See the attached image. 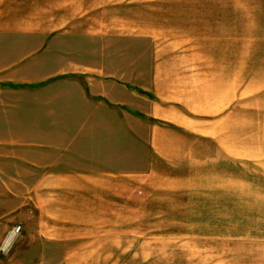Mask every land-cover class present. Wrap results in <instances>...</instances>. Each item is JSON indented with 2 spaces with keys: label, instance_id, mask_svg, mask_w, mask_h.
Instances as JSON below:
<instances>
[{
  "label": "rangeland",
  "instance_id": "374dc122",
  "mask_svg": "<svg viewBox=\"0 0 264 264\" xmlns=\"http://www.w3.org/2000/svg\"><path fill=\"white\" fill-rule=\"evenodd\" d=\"M0 118V264H264V0H0Z\"/></svg>",
  "mask_w": 264,
  "mask_h": 264
},
{
  "label": "crops",
  "instance_id": "0c3cea01",
  "mask_svg": "<svg viewBox=\"0 0 264 264\" xmlns=\"http://www.w3.org/2000/svg\"><path fill=\"white\" fill-rule=\"evenodd\" d=\"M90 89V88H89ZM235 112H237V108H236V106H235ZM219 113V112H218ZM11 115H13L12 117H14V113H12ZM229 117H231V118H234V107H232L231 108V112H229L228 113V115H227V118H229ZM36 119H37V117H36ZM6 120H8V121H10L11 123H14L15 121H14V119L13 118H6ZM226 120V119H225ZM224 120V117L219 121V123H221V122H223V121H225ZM0 121H1V118H0ZM15 124V123H14ZM13 124V125H14ZM16 127V126H15ZM40 127H45L47 130H48V126L47 125H44V126H40ZM13 128V127H12ZM44 128V129H45ZM14 136V135H13ZM58 139L56 138V139H54L53 141L54 142H58L57 141ZM52 145V144H51ZM51 145H47L46 146V148H39V147H41L40 146V143H35V142H27V141H24V142H22V141H20V142H17V141H13V142H11V143H4V144H2L1 145V143H0V161H6V162H8V164H10L11 165V162L12 163H14V162H16L17 160V156H15V154H13V152H15L16 150H17V148H18V151L20 150V148L22 149V150H24L23 149V147H25V146H30L31 148L29 149L30 151H37V152H39V151H43V152H45V153H52V152H55V153H59V152H61V151H63L62 149L63 148H61V147H59L58 145H55L54 144V146H51ZM48 146L49 147H53V148H48ZM223 144L222 145H219L217 148H218V152H222L223 153ZM4 152H7L8 153V155H6V156H1V153H4ZM11 154V155H10ZM25 161H27V163H29V164H31V165H34L35 167H44V168H47V166L48 165H43V166H38V165H35V164H32L31 163V161H29V159L28 160H25ZM0 166H4V165H1V162H0ZM13 167L14 168H16V166L15 165H13ZM49 167V166H48ZM8 207V206H7ZM8 212H7V214H9V212L11 211V209H10V207L8 208V210H7ZM5 228H8L7 226L5 227ZM4 231V230H3ZM5 232V231H4ZM3 235V232H1V234H0V238H1V236Z\"/></svg>",
  "mask_w": 264,
  "mask_h": 264
},
{
  "label": "bare ground",
  "instance_id": "6f19581e",
  "mask_svg": "<svg viewBox=\"0 0 264 264\" xmlns=\"http://www.w3.org/2000/svg\"><path fill=\"white\" fill-rule=\"evenodd\" d=\"M14 236H15V235L12 233V234L7 238V240H6L5 243H4L3 249H6V248L10 245V243L12 242Z\"/></svg>",
  "mask_w": 264,
  "mask_h": 264
},
{
  "label": "built area",
  "instance_id": "2783aa9c",
  "mask_svg": "<svg viewBox=\"0 0 264 264\" xmlns=\"http://www.w3.org/2000/svg\"><path fill=\"white\" fill-rule=\"evenodd\" d=\"M14 231H15L14 234L19 233V231H20V227H16V228L14 229ZM12 233H13V232H12Z\"/></svg>",
  "mask_w": 264,
  "mask_h": 264
}]
</instances>
